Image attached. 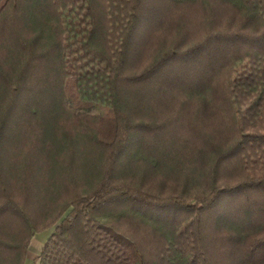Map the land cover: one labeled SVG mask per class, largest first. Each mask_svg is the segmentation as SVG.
Wrapping results in <instances>:
<instances>
[{
    "label": "trees",
    "instance_id": "trees-1",
    "mask_svg": "<svg viewBox=\"0 0 264 264\" xmlns=\"http://www.w3.org/2000/svg\"><path fill=\"white\" fill-rule=\"evenodd\" d=\"M264 264V0H0V264Z\"/></svg>",
    "mask_w": 264,
    "mask_h": 264
},
{
    "label": "rangeland",
    "instance_id": "rangeland-1",
    "mask_svg": "<svg viewBox=\"0 0 264 264\" xmlns=\"http://www.w3.org/2000/svg\"><path fill=\"white\" fill-rule=\"evenodd\" d=\"M50 233H51V229H46V230L38 231L34 234L28 248L25 264H33L32 257H36L39 254L43 244L47 240Z\"/></svg>",
    "mask_w": 264,
    "mask_h": 264
},
{
    "label": "crops",
    "instance_id": "crops-1",
    "mask_svg": "<svg viewBox=\"0 0 264 264\" xmlns=\"http://www.w3.org/2000/svg\"><path fill=\"white\" fill-rule=\"evenodd\" d=\"M32 258H33V260H34L35 257H32Z\"/></svg>",
    "mask_w": 264,
    "mask_h": 264
}]
</instances>
